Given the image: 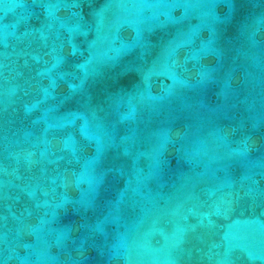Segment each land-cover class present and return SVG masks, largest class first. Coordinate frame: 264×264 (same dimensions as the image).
<instances>
[{"label": "water", "instance_id": "95a60500", "mask_svg": "<svg viewBox=\"0 0 264 264\" xmlns=\"http://www.w3.org/2000/svg\"><path fill=\"white\" fill-rule=\"evenodd\" d=\"M0 264H264V0H0Z\"/></svg>", "mask_w": 264, "mask_h": 264}]
</instances>
